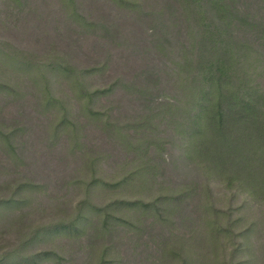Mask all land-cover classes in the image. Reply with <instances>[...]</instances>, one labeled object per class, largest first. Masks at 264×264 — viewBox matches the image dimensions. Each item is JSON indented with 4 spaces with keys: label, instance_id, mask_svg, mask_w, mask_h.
Segmentation results:
<instances>
[{
    "label": "trees",
    "instance_id": "1",
    "mask_svg": "<svg viewBox=\"0 0 264 264\" xmlns=\"http://www.w3.org/2000/svg\"><path fill=\"white\" fill-rule=\"evenodd\" d=\"M52 1L42 3L52 6L53 14L68 27L98 35L105 47L115 39L114 21H110L114 11L116 18L150 19L153 52L146 50L145 55L151 64L127 81L117 78L104 87H88V78L102 72L105 62L79 69L52 49L41 52L16 44L9 36L24 31L31 17H41L39 0H0V100L4 109L9 105L21 109L30 98L35 99L39 117H55L50 139L57 142L65 134L71 150L80 145L81 137L75 117L85 118L112 138L114 150L125 146V156L106 180L97 173L109 156L81 150V200L72 205L66 220L34 229L32 237L23 233L25 239L0 254V264L51 260L73 264L79 258L78 264L119 263L110 257L117 249L121 254L119 242L131 243L132 237L139 239L145 230L150 236L173 216H183L190 205L199 213L196 224L201 245L217 259L228 256V261L222 259L218 264H232L241 245L238 239L245 232L235 233L241 217L234 213L242 205L233 208L232 202L238 195L264 198V0H155L160 3L156 8L150 3L153 0ZM61 81L70 91L67 100L51 89ZM117 89L129 104L137 105L131 114L118 107L97 106L98 99ZM2 113L0 108V117H5ZM113 117L139 119L124 125ZM26 131L19 120L0 123V175L7 171L4 176L9 178L0 185L6 194L0 198L2 220L42 188L19 177L24 162L21 139ZM174 140L183 153L166 155V146L172 147ZM116 158H121L119 153ZM213 185L218 186L214 189ZM99 190L116 196L103 205L93 204L92 194ZM222 195L229 197L226 208L216 206L215 197ZM2 233L1 238L5 237ZM37 235L82 238L83 254L79 257L71 252L67 260L53 251L25 252ZM150 238L156 245V238ZM229 244L231 248L226 249ZM154 247L149 257L160 264L171 263L166 259L171 252H166L164 243Z\"/></svg>",
    "mask_w": 264,
    "mask_h": 264
},
{
    "label": "rangeland",
    "instance_id": "2",
    "mask_svg": "<svg viewBox=\"0 0 264 264\" xmlns=\"http://www.w3.org/2000/svg\"><path fill=\"white\" fill-rule=\"evenodd\" d=\"M48 1L53 2L52 0H39V8L42 13L40 18L31 17L26 28L23 29L24 31L12 32V36H9L17 42H15L16 44L26 47V49L41 52L52 49V53L65 57L73 67L79 69L94 67L105 62L106 66L102 72L95 73L88 78V87H104L117 78L127 81L135 72H139L146 65L151 64L150 56L145 55L146 50L153 52L150 46L151 39L149 38L150 25H152L150 19L143 20L130 16L116 18L117 12L114 11L110 16V21H114L112 33L115 39L105 47L104 41L98 39V35H85L78 28L68 27L64 22H61L59 16L53 14L52 6L43 5L42 2L49 4ZM154 1L150 3L155 8L156 6L159 7L160 3H153ZM51 89L64 100H67L70 95L69 88L64 81L56 82ZM35 102V99L30 98L21 109L15 105H9L4 109V101L0 100L2 115L8 113L7 115L4 114L5 117H0V123L10 125L14 120H19L21 125H25L27 128L21 139L24 162L20 166L19 177L24 181L42 186L38 192L30 194L25 203L12 209L7 217H3V220L0 218V254L7 252L13 245L19 244V240L25 239L22 236L23 233L26 235L29 233L32 237L31 233L34 229L40 230L57 221L66 220L71 213L72 205L81 200L84 190V186L78 180V171L83 164V151H92L101 157L109 156L108 159L101 162L100 169L102 168L103 171L97 173L104 177V180L110 179L115 164L125 156L123 155L125 152L123 150L125 149L124 145L119 146L120 150H114L115 143L112 141L113 139L82 117L72 118L81 127V137L78 141L80 145L77 148L70 149L65 134H61L63 136L57 142L51 140L52 129H50V126L52 128L55 117H39L36 113ZM97 106L118 107L119 110H128L129 114L135 111L137 107L136 105L134 108L133 103L129 104L127 102L120 89H117L109 97L98 99ZM18 115L21 116L17 117ZM113 118H120L124 125H133L139 119V117ZM154 124L156 125L157 121ZM178 146H181V144L174 140L172 147L166 146V155L182 154L183 152ZM118 153L121 158H116ZM160 166L169 170V167H166L165 164ZM7 173V171L1 173L0 185H2V182L9 180L4 176ZM171 174L169 172L167 177ZM217 186L213 185V188L216 189ZM0 196V198H4L6 196L5 192L0 191ZM113 196L116 195L99 190L97 193L92 194L91 202L103 205ZM227 198L229 197L223 195L215 197L216 206L226 208ZM232 203L233 208L242 205L241 210L234 213V217H241V222H239L238 228L235 229V233L245 231L243 236L238 239L241 245L239 251L235 254V258L231 260L232 264H264V198L251 200L243 195H238ZM193 211H195V208L190 205L185 208L183 216H173L171 221L164 225L157 224L160 225V228H155L150 236L145 230L141 232L139 239L132 237L131 243L124 245V243L119 242L120 244L118 243L117 247L121 250V254L116 253L117 249L110 257L114 261H119L115 264H144V260L149 257L147 254L151 251L150 249H154V246L162 242L167 246L165 248L166 252H171L169 255L166 254L168 257L166 259L171 263L165 262L164 264H218L217 261L220 262L222 259L228 261L226 254L224 258L217 259L214 254L208 253L206 246L201 245L203 244L202 238L200 239L197 235L200 230H197L198 225L196 224L199 213L196 214ZM152 221L153 219L146 220V222ZM2 232H5L3 238H1ZM121 236L122 238L123 236L127 237L126 234ZM194 236L196 238H194L192 247L191 237ZM150 237H154V240L156 238V241H158L156 245ZM177 238H179L178 241ZM82 244V238L74 241L65 237H42V235H37L33 243L25 249V252L34 254L42 251H53L69 260L71 252L77 253L81 257L83 254L80 251ZM231 246V244L227 245L226 249H230ZM179 248H184V250L182 249L183 253ZM80 260L81 258L73 264H78ZM152 262L160 264L157 259L154 260L151 256L145 264H151ZM37 264L57 263L51 260Z\"/></svg>",
    "mask_w": 264,
    "mask_h": 264
}]
</instances>
